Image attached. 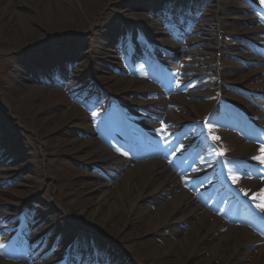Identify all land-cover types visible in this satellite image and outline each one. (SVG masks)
<instances>
[{
    "label": "rangeland",
    "instance_id": "1",
    "mask_svg": "<svg viewBox=\"0 0 264 264\" xmlns=\"http://www.w3.org/2000/svg\"><path fill=\"white\" fill-rule=\"evenodd\" d=\"M12 1L23 10L26 15L25 21L37 32V36L34 44L23 46L19 42L22 39L15 36L16 26L9 28L4 22L0 23V132L9 125L11 134L28 137L32 148H24L22 144L19 145V148H23V153L27 156L28 166L26 169L19 162L14 165L11 162H6L0 166V211L14 217L10 225L4 222L0 224V227L12 229L10 232H3V236L7 240L6 242L16 245L12 232L24 202L18 205V210L12 211L9 206L15 202L16 198L19 197L23 201L25 195H31L34 202L30 210L33 213H38L40 222L34 228V225H31L32 220L30 221L28 228H31L32 231L21 234L22 248L31 251L39 246L41 253L35 258V264H58L63 246L66 242L74 241L75 254L69 262V264H73L76 263L74 257L78 241L80 243L88 241V245L91 244V240H94L95 243L97 241L92 236V232L88 230L84 218H77V214L83 210H78V208L86 204L88 200L94 202L98 195L101 198L103 192L108 189L105 184L112 183L110 180L112 173L108 172L112 165L111 161L105 159L104 153L97 148L100 145L95 146V142H102L104 138L110 140V137L105 134V126L101 119L103 105L109 104L111 119H115L118 112L121 113V110L125 109V104L129 105L127 110L132 111L133 115L150 116L145 111L153 112L150 105L158 99H164L158 97L156 91L161 89L162 83H168L177 86L172 90V96L180 99V102L172 101L171 103L180 106V108L172 106V109H168L170 114H168L167 120L184 123L199 119L209 111L210 103H207L206 100L211 93L214 94L210 90L212 85L209 87L207 85L220 84V80L214 77V72L219 71L220 64H223V56H226V61L237 66L241 65L244 58L251 53L249 47L257 45L253 41L259 40L262 36L264 38V34L258 33L262 27L250 22L249 12L237 11V7L240 5L248 7V2L244 0H221L220 3L214 4L210 8L209 0H201L205 2L203 7L198 5V1L193 0L195 2L194 10L191 14L180 18L181 20H178L175 28L171 26L170 22L166 27L155 26L152 20L147 19L148 26L162 28V31L168 33L167 36L160 34L155 39L162 38L170 41L166 47L159 45L161 58L155 57V61L151 64L155 62L161 70L156 69L157 71L154 72L153 68L147 65L148 62L140 61L139 54L136 57H129L125 61L123 56L118 53L121 46L120 39L112 37L110 41L114 47L103 46L104 41L99 39L97 31L104 30L103 24L109 23L112 19L108 18L103 21L100 16L101 12H96L92 16H84L82 23L70 28L62 27L58 22L61 23L63 20L57 19V29H52L46 24L45 27L39 25V21H42L43 18V12L33 10L36 0ZM132 1L136 0H106L101 5L103 11L105 10L107 13H109L108 9L113 8L129 13L142 11L141 8L129 5ZM145 1L159 7L156 9L158 10L160 5L168 0ZM4 4L5 0H0L2 13ZM68 5L75 11L78 10L72 0H68ZM48 11H50V16L56 15V10L52 7H49ZM167 13L171 14V11H167ZM113 16L116 15L113 14ZM123 20L132 22V16L125 14ZM217 22L221 25L219 34L215 29ZM150 40L149 43L152 44ZM67 43L72 45L66 46ZM132 45L136 47V40L132 42ZM226 45L229 46L227 53L224 54V51L223 59H221L222 51L216 52V50ZM102 49L114 52L115 55L112 54L113 58H106ZM73 50H77L79 57L70 61L67 67L61 65L57 55H55L57 63L55 61L51 70L38 64L48 54ZM218 59L219 62H217ZM12 65L15 70H12ZM133 66L134 69H132ZM167 66H171L173 73L171 78H168L167 75L164 78L162 73V69L166 70ZM206 67H211V73L201 72ZM36 71L38 74L42 73L47 76L48 79L51 78V81L45 80V82L36 83L30 78V75L36 74ZM189 72L190 74H188ZM230 74L232 76L227 77L226 81L221 84L223 91L226 90L229 99L243 101L244 92L241 89L247 90V87L252 85L247 83L239 85L237 80L239 77H234V72H230ZM199 81L205 82L206 87H200ZM30 102H35L36 109L45 110L50 119L57 116L54 121V135L60 134L59 137L63 141L72 143L77 148L76 154H64L60 149L58 151H53L51 148L46 149L50 136L44 138L43 135H36L34 124L26 116L25 110ZM242 106L249 108L246 102H242ZM155 113L158 112L155 111ZM151 124H153L151 121H141L139 126ZM164 129L171 130L172 127L167 126ZM20 138L23 140L22 137ZM44 147L45 156L41 154ZM154 148L155 146L152 147V149ZM0 150L3 151L1 147ZM119 150L123 152L122 149ZM125 154L127 157H118L114 160L130 159L129 155L131 154L127 152ZM0 158L3 159L1 154ZM7 158L6 156L5 159ZM145 158L139 156L136 161ZM135 164H142V162L133 161L130 165H126V169L134 168ZM30 166L35 167L37 172L34 174L24 172ZM9 169L14 170L9 171ZM24 178H28V180H23ZM10 179L13 180L10 182ZM16 184L19 186L17 187ZM140 184L138 182V185ZM36 194L44 195L47 200L36 199L34 196ZM74 205L77 206V209L74 208ZM145 207H147L146 204ZM148 208L154 210L153 207L148 206ZM132 214L128 211L119 217L120 224L118 225L123 226L124 238L122 240L107 238L105 243L107 247H112L124 255L127 260L136 264V256L131 247L138 240L133 237L146 238L151 225L144 223L142 228H139V225H133L132 233L126 227L133 216ZM193 246L195 247L194 244ZM209 247L210 244H207L204 250L195 253L197 260H192L188 264H201V260L208 257ZM17 250L12 254L10 250L0 248V264L24 261L21 256H16L20 254ZM54 250L55 256L51 254ZM181 262L182 259H179L177 264H181ZM235 263H238L237 259L231 264ZM209 264L217 263L211 261Z\"/></svg>",
    "mask_w": 264,
    "mask_h": 264
},
{
    "label": "bare ground",
    "instance_id": "2",
    "mask_svg": "<svg viewBox=\"0 0 264 264\" xmlns=\"http://www.w3.org/2000/svg\"><path fill=\"white\" fill-rule=\"evenodd\" d=\"M72 1L77 7V11L68 5V0H36V6H33V10L35 12H43V18L42 21H39V25L41 27H45L46 24L52 29H57L56 20L61 19L63 21L58 23L61 24L62 27H75L83 22L84 16H92L96 12H101L100 16H102L103 21L108 18L112 19L109 23L103 24L105 27L104 30L97 31L99 39L101 38L104 41V47H113V43L110 40L113 36L117 37L118 35H124L119 38V44L121 46H125L130 39L141 32H147L148 36L152 38V43L157 47H160L159 45L166 47V45L170 44L168 39H153V36H158V34L163 33L160 29L148 26L146 22V10L148 11L153 8L154 5L147 3L145 0H136L129 3L132 7L141 8L142 10L131 13L116 10L114 8L108 9L109 13L105 10L103 11L101 3L106 0ZM196 1H198V5L203 7L205 2H202L201 0ZM250 1L255 2L258 8L264 9V0ZM220 2L221 0H209V8ZM4 5L3 13L0 11V23L4 22V24L8 25L9 28L13 26L17 27L16 35H14L19 39H22L21 41L18 39L21 45L29 46L30 44H34L36 42L37 32L28 24V22L25 21L26 15L23 10L20 9L18 4L14 3L12 0H5ZM49 7L56 10V15H49ZM237 11L248 12V8L240 5L237 7ZM113 14L116 16H113ZM125 14H130L132 16V22L123 20V15ZM151 15L153 19L158 16V12L154 11ZM254 19L260 21V16L254 17ZM250 22L254 23V20L250 19ZM220 27L221 25L217 22L215 29L218 31V34L221 32ZM10 34L12 33L10 32ZM103 35L105 37L104 39ZM69 45L72 44H66V46ZM228 47L229 46L226 45L216 50V52L222 51L221 59L224 58L221 69L216 72L217 77L222 80L221 83H223V81H226L227 77L232 76L230 72H234V77H239L237 79L239 81V85H243L245 83L252 85L248 86L247 90L250 93L257 94V96H259L260 100L255 99L254 103L260 106L259 111H261L264 116V94L259 92L264 89V68H248L250 66L252 67L260 64L262 60L253 56H248L245 57L246 59L244 58L243 62L245 65H234L232 62L225 60L226 56H223L222 58L223 52L225 51L224 54H226ZM102 50H104V57L113 58V53L111 51L107 49ZM141 50L145 54V57L148 58L147 51L144 47H142ZM151 53H153L152 50ZM55 55L58 56L59 62L64 67H67L70 61L79 57L77 50L51 53L48 54L47 57H44V59H41L38 64L41 67L48 68L50 70L51 68L53 69V65L55 64L57 58ZM157 56L160 57L159 54ZM114 58L117 60L115 56ZM13 69L15 70V67L12 65V70ZM210 71L211 67H206L202 72L210 73ZM228 71L229 75L227 73ZM172 76L173 74H170V77ZM30 78L36 83H39L40 81L45 82V80L48 82L51 81V78L48 79L47 76L42 75V73L38 74L37 71L36 74L30 75ZM198 83L201 87H205V82L199 81ZM207 86H211L210 90L220 91L223 99L227 98L226 93L223 91V86L218 84H208ZM171 94L172 90L166 89L164 96H168L171 101L180 102V99L177 97H171ZM209 96H212V93ZM251 98H253L252 95ZM220 105L221 102L218 101L217 109L213 113V122L217 125L235 129L236 131L241 132L245 139L251 140L249 139V135L247 134V130L244 128L243 123L239 124L231 118H225L223 120L219 118L223 110ZM152 107L153 109L159 110L163 108L164 105L154 104ZM25 113L34 124L36 135H43L44 138L50 136L46 149L51 148L53 151H58V149H60L64 152V154L68 155L76 154L77 148L74 147L72 143L63 141L59 137L60 134L54 135V121L57 117L56 115L54 118L50 119V116H48L45 110L36 109L35 102L29 103ZM126 117L130 118V115L125 114L124 116L119 117L115 128L111 126L108 130L123 135L120 125L126 121ZM195 125L197 126V124ZM10 127L11 126L8 125L6 129H3L4 132H0V147L3 150H0V154L3 157V159L0 158V166L4 165L6 162H11L13 165L19 162L24 169H26L28 166V163L26 162L27 156L23 153L24 149L19 148V145L22 144L24 148H32V143L28 137L11 134ZM186 132H188L187 128L182 131V133ZM139 133L142 135V139L149 140L148 142L151 143V136L147 131H140ZM212 133H215L219 138L221 148L217 151L219 152L220 157L223 156V158H221L222 161L228 157H232L234 159L233 162H228L226 164L230 172L235 175L232 179L234 181L232 189H234L237 193H242V186H244L245 189L251 187L255 191L249 196L248 201H252L256 195H259L262 197L260 204H264V164L260 163V160L264 159V154H260L255 151L252 146L246 144L243 140L238 139L232 133L221 132L217 129H215L214 132L212 129ZM261 134H264V131H262ZM107 136L113 138V135L111 134H108ZM20 137H22L23 140H21ZM155 138H158V136ZM119 139L118 143L122 144V139ZM96 145H100L101 147H97ZM95 146L102 153H104L103 155L105 156V159L111 161L112 165L108 169V172L112 173L110 177L112 183L109 182L110 184H105V186H108V189L103 192V196H101V198L98 195L94 202L88 200L86 204L78 208V210H83L77 214V218H84L85 223L88 225V230L92 232V236L97 240L96 243L91 240V253L88 251L90 247H88L87 242H83L80 245L78 242L79 246L77 247L79 250L81 249L80 251H82V249H86L88 252V254H86V258L84 259V263H89L93 259L99 257V261L101 263H98V261L95 260L94 262H96V264H108L109 254L111 253L115 256V264H133L117 250H114L112 247H107L105 243L107 238L120 240L124 238L125 233L122 231L123 226L118 225L120 224L119 217H121L124 212L129 211L130 213H133V216L129 220L130 222L126 227L132 233L133 225H139V228H142L144 223L151 225V229L147 232L146 238L133 237V239L138 240V242L131 247L134 255L136 256V264H177L179 259H182L181 264H188L192 260H197L195 253H200L204 250L205 245L207 244H210V247L207 250L208 257L201 260V264H206L208 260H210V262L213 261V263L216 262L217 264H231L235 259L238 261L237 264H264V239L262 240L257 238V236L252 233L250 228L254 223L248 222L250 217L237 218L236 216H233V212H230L229 214L223 211H219L214 214L210 213V211H207L201 205L196 203L195 200L197 198H194L193 193L181 189V186L185 187V181H183L181 176L171 173L168 167L165 166L163 162H160V160L152 159L143 164H135L132 169H126V165H130L132 162L126 158H119L118 161H115L114 159L122 157L123 154L119 153L117 146L109 141V139L104 138V141L102 142H95ZM256 146L258 145L256 144ZM163 153L165 152H161L160 154L163 155ZM41 154L45 156V147L43 148ZM210 155H212V152H210ZM6 156L8 157L7 159H5ZM253 157H257V159H253ZM166 158L170 160L177 159L172 158L169 155H167ZM219 159L220 158L217 159V156H212L208 157L206 162L212 163L219 161ZM242 161L252 162L255 166L253 168H249L246 164H243ZM182 169L184 168H180L177 172H180ZM12 170L14 169H9V171ZM183 171L184 170H182V172ZM24 172L34 174L37 172V169L30 166ZM250 172H252L255 178L250 177ZM211 176H213V173ZM12 180L13 179H10V182ZM23 180H28V178H24ZM237 181L240 182V185ZM138 182L141 184L138 185ZM16 186L18 187L19 184H16ZM177 189H180V191L177 192ZM34 196L36 199H40V201L47 200V197L44 195L41 196L36 194ZM24 197L25 200L23 201L22 199H19V197L16 198L15 202L12 203L9 208L12 211L15 209L18 210L19 204L24 202L25 205L28 200H32L31 195L27 194ZM232 197L233 194L230 192L223 193V198L226 200H231ZM167 198L168 200H166ZM223 198L219 201L220 203H223ZM33 202L34 200H32L29 208H31ZM233 202V205H229V207L232 208V211L234 205L239 207L237 199ZM145 204L147 207H145ZM148 206L153 207L154 210L149 209ZM74 208L77 209V206L74 205ZM24 216L26 218V222L20 234H27L32 231L31 228L26 230L31 220V225H34V228H36L40 222L38 213H33L30 209H28ZM13 219V215L4 214L0 211V224L5 222L10 225ZM10 231H12L11 228L2 229L0 227V248L10 250L11 253L14 254L16 249L9 246L3 236V232ZM14 231L15 229H13V233ZM20 234L16 236V243L19 246V241L21 239V237L19 238ZM39 253H41L39 246L30 252L20 250V254H17L16 256H21L24 261L14 264H35V258L39 256ZM96 253H99V255H96ZM55 254L56 253H54V255ZM210 262H208V264Z\"/></svg>",
    "mask_w": 264,
    "mask_h": 264
},
{
    "label": "snow or ice",
    "instance_id": "3",
    "mask_svg": "<svg viewBox=\"0 0 264 264\" xmlns=\"http://www.w3.org/2000/svg\"><path fill=\"white\" fill-rule=\"evenodd\" d=\"M214 139H218V137H214ZM183 147V146H181ZM262 151H264V149H262ZM253 159H257V157H253ZM260 163L264 164V159L260 160ZM260 207V211L264 212V205L259 206ZM89 253H91V248L88 249ZM74 259L79 262L80 259H82V253L79 251V248L77 247V252H76V256L74 257ZM108 264H115V256L113 254H109V261Z\"/></svg>",
    "mask_w": 264,
    "mask_h": 264
}]
</instances>
